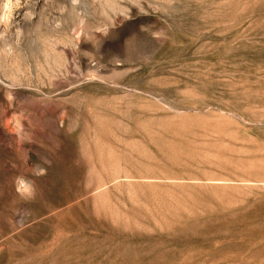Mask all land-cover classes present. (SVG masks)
I'll return each mask as SVG.
<instances>
[{"label": "rangeland", "instance_id": "obj_1", "mask_svg": "<svg viewBox=\"0 0 264 264\" xmlns=\"http://www.w3.org/2000/svg\"><path fill=\"white\" fill-rule=\"evenodd\" d=\"M0 264H264V0H0Z\"/></svg>", "mask_w": 264, "mask_h": 264}]
</instances>
